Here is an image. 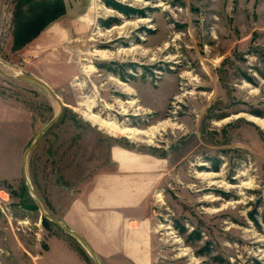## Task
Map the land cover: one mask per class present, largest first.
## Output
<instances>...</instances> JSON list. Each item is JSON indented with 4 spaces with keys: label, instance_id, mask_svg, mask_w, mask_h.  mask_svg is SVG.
<instances>
[{
    "label": "rangeland",
    "instance_id": "obj_1",
    "mask_svg": "<svg viewBox=\"0 0 264 264\" xmlns=\"http://www.w3.org/2000/svg\"><path fill=\"white\" fill-rule=\"evenodd\" d=\"M44 13L48 25L14 47ZM17 72L64 103L25 158L47 213L62 222L122 146L157 162L151 264H264V0H0V264H95L22 176L24 150L58 106Z\"/></svg>",
    "mask_w": 264,
    "mask_h": 264
},
{
    "label": "crops",
    "instance_id": "obj_2",
    "mask_svg": "<svg viewBox=\"0 0 264 264\" xmlns=\"http://www.w3.org/2000/svg\"><path fill=\"white\" fill-rule=\"evenodd\" d=\"M106 153L104 166L87 176L62 222L85 239L102 264H151L159 245L149 214L157 162L151 154L117 145Z\"/></svg>",
    "mask_w": 264,
    "mask_h": 264
},
{
    "label": "water",
    "instance_id": "obj_3",
    "mask_svg": "<svg viewBox=\"0 0 264 264\" xmlns=\"http://www.w3.org/2000/svg\"><path fill=\"white\" fill-rule=\"evenodd\" d=\"M13 77L21 79V80L28 81V82H31V83H34V84H37L38 86L43 88L51 96V98H53L57 102V105H58L57 111L37 131V133L35 134V136L31 140V142L29 143L28 147L24 150V152L22 154L21 170H22V176H23V178L25 180V183L28 186V188H29V190H30V192L32 194V197H33L37 207L39 208L40 212L42 213V215L44 217L50 219L53 223H55L56 225L60 226L68 234L73 236L83 246V248L87 251V253L92 258V260L95 262V264H102L101 261L99 260V258L97 257V255L95 254V252L92 250V248L88 245V243L85 241V239L78 232H76L75 230L69 228L68 226H66L65 224L60 222L57 218H55L54 216L50 215L49 213H47L44 210L40 200L37 198L32 186H31V184H30V182H29V180L27 178L26 172H25V158H26L27 154L29 153L30 150L33 149V147L35 146L37 141L41 138V136L45 133V131L59 118V116L61 115V112L63 110L64 103L61 100V98L54 92V90L45 81H43L39 77L34 76V75H30V74H24L22 72H19L18 74L14 75Z\"/></svg>",
    "mask_w": 264,
    "mask_h": 264
},
{
    "label": "trees",
    "instance_id": "obj_4",
    "mask_svg": "<svg viewBox=\"0 0 264 264\" xmlns=\"http://www.w3.org/2000/svg\"><path fill=\"white\" fill-rule=\"evenodd\" d=\"M107 3L120 10L123 9L125 13H127V11L130 9L127 7L122 8L119 4L115 2H107ZM50 20L51 18L48 19V15L44 13L42 14V17L35 20L34 24H30L24 27L20 26L19 29L14 34L13 46L20 47L23 44H25L28 40L36 36L45 26H47L48 25L47 22Z\"/></svg>",
    "mask_w": 264,
    "mask_h": 264
},
{
    "label": "bare ground",
    "instance_id": "obj_5",
    "mask_svg": "<svg viewBox=\"0 0 264 264\" xmlns=\"http://www.w3.org/2000/svg\"><path fill=\"white\" fill-rule=\"evenodd\" d=\"M19 72L15 73L14 75L18 74ZM13 75V76H14ZM57 103V102H56ZM58 106V105H57ZM87 118L91 119V120H95L97 122H99L100 125L104 126V127H107L108 129L112 130V131H116V132H120V133H129L130 136L131 135H136V134H143V131L141 130H138V129H130L128 127H119L118 125H116L114 122L112 121H109V120H104V119H101L100 117H98L97 115L93 114V113H86L85 114ZM250 118H252L253 120H260L256 117H253V116H250ZM161 125V124H160ZM166 125H170L169 122H167L165 120L164 124L161 125V129L163 127H165ZM157 129H159L157 126H154L153 129H150V134L148 135L149 137H152L153 135V132L156 131ZM147 132V131H146ZM145 132V133H146ZM144 133V134H145ZM150 139V138H149Z\"/></svg>",
    "mask_w": 264,
    "mask_h": 264
}]
</instances>
